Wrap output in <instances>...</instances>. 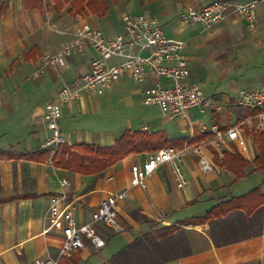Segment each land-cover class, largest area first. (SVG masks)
I'll return each instance as SVG.
<instances>
[{
	"label": "crops",
	"instance_id": "1",
	"mask_svg": "<svg viewBox=\"0 0 264 264\" xmlns=\"http://www.w3.org/2000/svg\"><path fill=\"white\" fill-rule=\"evenodd\" d=\"M101 1L108 7L104 16L87 10V0H0V264H32L37 259L56 256L61 239L45 234L44 228L49 197L62 192V179L71 183L65 192L74 205L77 221L86 222L107 194L128 189L130 167L143 163L153 153H132L102 175H81L57 168L51 161L53 153L39 160L31 158L46 150L42 148L49 135L43 119L46 104L55 100L63 84H73L87 74L91 60L97 57L88 45L81 55L67 59L65 64L38 72L42 56L59 50L74 33L89 28L114 37L123 32V15H154L165 36L180 46L189 64L192 82L196 83V70L202 71L208 60L212 64L211 59L220 65L225 63L223 68L247 66L242 80H250L252 88L264 82V3L256 8V30L250 31L245 18L237 13L208 28L182 20L183 13L203 8L215 0ZM229 1L245 4L254 0ZM107 63L113 65L117 61L108 59ZM156 82L169 84L149 75L146 85L142 86L124 75L108 89L118 91L129 103L132 97L142 102V89ZM235 83L229 87L232 92L238 90ZM200 93L202 96L201 88ZM213 97L220 105L209 110L212 116L207 111L191 112L194 128L204 125L208 129L216 126L225 130L235 126L233 122L239 117L243 119L247 115L232 106L220 111V106L234 102L228 94ZM91 108L92 102L85 94L77 103L63 107L59 125L65 144L108 147L126 131L136 130L150 134L161 131L168 141L182 140V144L189 136L186 122L178 121L186 125L180 123L174 128L178 134L172 137L152 119L130 123L119 131L110 128L81 132L75 122L86 119L83 116ZM228 115L230 126L226 124ZM202 118L209 121L208 125L199 123ZM245 131L263 132L245 129L226 152L238 153L248 163L241 179L235 181V175L222 165L203 175L196 168L195 158L189 156L181 164H175L183 178L182 188L176 186L171 165H165L148 179L146 190L131 189L123 200L125 204L117 210V225L122 226L118 225L117 231L123 229L125 244L133 239L132 233L136 231L144 234L160 226H176L185 230L191 253L163 264H264V168L255 169L257 148ZM253 176L257 177L253 185L243 187ZM254 189L255 194L240 199ZM219 206L231 210L207 222H194ZM132 211L148 222H137L129 215ZM129 227L132 233L124 230ZM111 241L112 238L107 239L105 248L93 252L92 256H89L91 251L80 252L79 263L107 264L112 255L126 246L110 250Z\"/></svg>",
	"mask_w": 264,
	"mask_h": 264
},
{
	"label": "built area",
	"instance_id": "2",
	"mask_svg": "<svg viewBox=\"0 0 264 264\" xmlns=\"http://www.w3.org/2000/svg\"><path fill=\"white\" fill-rule=\"evenodd\" d=\"M261 3L264 0L245 4L215 0L203 8L183 13L182 20L208 28L237 13L245 18L247 28L255 31L258 22L256 8ZM121 22L123 32L120 35L107 37L99 30L84 28L74 33L72 39L59 50L42 56L38 72L65 64L67 59L81 55L88 45L97 54L91 60L87 74L73 84H63L55 100L46 104L43 119L49 135L43 148L54 153L58 146L65 143L59 125L63 107L77 103L85 93L111 88L124 75H129L134 83L142 86L146 85L149 75L166 80L168 85L156 82L152 86H145L141 91L142 102L157 106L164 119L186 122L189 136L180 147L165 146L151 153L143 163L132 165L128 189L107 194L86 222L77 221L74 205L65 192L71 183L62 179V192L49 197L44 228L45 234L61 239L60 247L55 257L37 259L32 264H59L78 252L102 250L106 246V239L100 227L113 228L117 225L119 202L126 199L131 189L146 190L148 179L157 169L171 165L176 186L182 188L183 178L175 164H181L185 158L193 156L198 172L210 174L217 165L223 164L229 146L239 139L245 129L264 132V82L259 87L238 92L235 103L247 115L237 125L225 130L216 126L208 129L204 125L194 128L191 112L205 113L208 103L202 98L199 85L190 80L189 64L180 46L165 36L154 15L129 13L122 16ZM108 59L119 61L109 65ZM196 134L205 137L195 141Z\"/></svg>",
	"mask_w": 264,
	"mask_h": 264
},
{
	"label": "trees",
	"instance_id": "3",
	"mask_svg": "<svg viewBox=\"0 0 264 264\" xmlns=\"http://www.w3.org/2000/svg\"><path fill=\"white\" fill-rule=\"evenodd\" d=\"M87 10L104 16L108 7L103 5L101 0H87ZM251 136L257 148V156L254 160L256 170L264 168V132L255 133L245 131ZM205 137L203 134H196L195 141ZM181 141H168L163 132L148 133L147 131H126L113 145L101 147L88 144H62L52 154L51 161L57 168L71 171L81 175H102L109 167L122 161L130 154H142L155 152L168 144L179 146ZM50 153L46 149L31 156L39 160ZM248 163L238 154L225 156L222 164L235 175V181L244 176V169ZM256 193L252 190L240 199H246ZM224 205V204H223ZM221 206L213 208L205 217L194 219L196 223H203L219 217L223 213H229V209H220ZM236 208V207H235ZM145 222H148L143 218ZM191 249L184 229L176 226H160L157 230L150 229L147 233L135 236L124 248L116 252L109 259L107 264H163L168 261L179 259L190 255ZM77 254H80L78 252ZM75 254V255H77ZM73 255V256H75ZM77 256L69 260H61L59 264H78Z\"/></svg>",
	"mask_w": 264,
	"mask_h": 264
},
{
	"label": "rangeland",
	"instance_id": "4",
	"mask_svg": "<svg viewBox=\"0 0 264 264\" xmlns=\"http://www.w3.org/2000/svg\"><path fill=\"white\" fill-rule=\"evenodd\" d=\"M119 61L118 59H112ZM204 61H206L204 59ZM212 64H210L208 60V64L205 62L204 66L202 67V71L196 70V73L194 75L195 82L198 84L202 91V98L208 103V106L206 108V111L209 113V110L212 107H219L216 105H220L219 103L214 100L215 96H221L222 94H228L230 98L234 101L230 104V106H220V111L222 110H228L229 108H234L235 110H243L242 108L238 107L235 103V100L237 98L238 91L242 89H250L252 88V84L250 80L243 81L242 78L245 76V69L247 66H241L238 65L237 69L225 67L223 68L225 63L218 64L216 61L211 59ZM233 69V70H232ZM249 73L247 72V75ZM206 78V80H205ZM236 85L238 87L237 92H232V90L229 89L231 84ZM205 83V85H204ZM86 96L91 100L92 102V108L90 112H87L86 115L83 117H86V119L76 121L75 123H78L81 127V132L85 131H94V130H107V129H113L115 131H119L121 129H124L125 125H130V123L134 122H145L149 119L154 120V123L156 125H160V128L165 129L169 136L174 137L175 131L177 129V126L180 125L181 122L178 121H169L167 119L162 118L160 110L157 107H149L144 105L138 98H131L132 103H129L125 99L122 98L121 94L118 91L110 90V89H99L94 93H85ZM233 97V98H232ZM229 114V113H228ZM209 116H212L211 112L209 113ZM242 121L241 117H239L236 121L233 122V125H236V123H240ZM202 122L203 124L209 123V121L206 118H202V120L199 121V123ZM185 123H181V126H184ZM226 124L230 126V116L228 115L226 119ZM186 125V124H185ZM178 134V133H176ZM43 148V146H42ZM256 176H253L249 181H251L248 184H243V187L245 186H251L256 180ZM125 204L124 201L119 202V205ZM126 209V208H125ZM129 215H132L133 219H135L137 222H142L144 219L141 216H138V213L129 212ZM116 220L118 221V214ZM141 224V223H139ZM119 225V223H118ZM118 225H116L113 228H106V227H100V232L102 235L108 236L106 239V245H107V239L108 241L112 238V241L110 242V247L108 249H113L115 247H123L125 246V239L121 232H123V229L117 231ZM119 227L122 228V226L119 225ZM125 227V226H124ZM130 227L126 230L129 233H132L130 231ZM132 230V229H131ZM116 235V236H115ZM133 238L135 236L142 235L140 232L132 233ZM105 248V247H104ZM86 251V250H85ZM91 251L92 253L89 256L94 255L93 252L98 251ZM87 251V252H88ZM100 251V250H99ZM89 254V253H88ZM77 256V261H81L80 254L75 255ZM75 256H72L70 258H65V260L73 259ZM63 260V261H65ZM61 261V263L63 262ZM70 264V263H69ZM79 264H85L83 262Z\"/></svg>",
	"mask_w": 264,
	"mask_h": 264
}]
</instances>
